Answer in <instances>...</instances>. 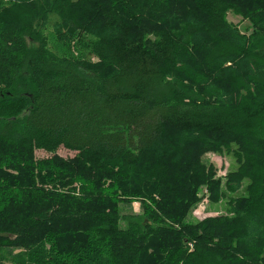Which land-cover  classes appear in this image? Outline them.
<instances>
[{
    "label": "trees",
    "instance_id": "obj_1",
    "mask_svg": "<svg viewBox=\"0 0 264 264\" xmlns=\"http://www.w3.org/2000/svg\"><path fill=\"white\" fill-rule=\"evenodd\" d=\"M61 147L77 156L35 160ZM209 153L236 160L225 189ZM204 185L227 214L187 223ZM131 200L143 215H122ZM6 248L19 264H264V0H0Z\"/></svg>",
    "mask_w": 264,
    "mask_h": 264
},
{
    "label": "rangeland",
    "instance_id": "obj_2",
    "mask_svg": "<svg viewBox=\"0 0 264 264\" xmlns=\"http://www.w3.org/2000/svg\"><path fill=\"white\" fill-rule=\"evenodd\" d=\"M228 20L233 23L234 25L238 26L242 33L250 35L254 32L252 22L249 18L244 17L241 14H236L234 12L228 13ZM31 47L35 46L33 43L30 44ZM53 46V45H52ZM53 49L56 51L55 47ZM75 55L78 56H86L88 54V50L79 45L73 49ZM97 59L94 57H90L91 62H95ZM77 156V152L71 151L64 147H61L58 152L56 153H49L45 150H37L35 151V160L36 161H43V160H50L55 157L63 160L68 161L72 160ZM204 163L208 166H212L215 170V179L221 181L223 188L225 189L224 185L226 183L227 175L236 170L237 163L235 158L230 154H214L209 153L207 154L204 159ZM7 173L16 174V172L9 171L5 169ZM110 182H107V186ZM246 186V185H245ZM75 187L77 188V194L79 193V186L76 184ZM228 196L232 198H238L239 196H244L246 194L245 187L240 190L236 194L227 193ZM198 197L200 198L199 203L189 209L185 221L187 223H196L202 219L208 217H217V216H224L227 214L229 209V200H221L220 202L214 203L210 201V195L207 186H202L198 192ZM129 204H121L120 210L122 215H143L144 209L141 201L138 200H131L128 201ZM172 225L171 222L167 219H164L163 227ZM155 249L152 248L149 250V253H154ZM22 258V259H20ZM20 259V260H19ZM27 257H21V250L13 249V248H6L1 250L0 255V264H19V261L27 260ZM19 260V261H18Z\"/></svg>",
    "mask_w": 264,
    "mask_h": 264
}]
</instances>
